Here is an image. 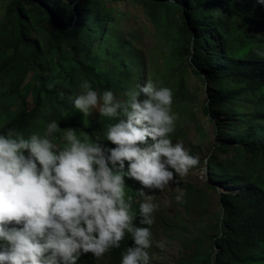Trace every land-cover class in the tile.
Listing matches in <instances>:
<instances>
[{"label": "trees", "instance_id": "obj_1", "mask_svg": "<svg viewBox=\"0 0 264 264\" xmlns=\"http://www.w3.org/2000/svg\"><path fill=\"white\" fill-rule=\"evenodd\" d=\"M122 1V0H110ZM160 25L169 46L158 86L173 93L172 112L189 116L187 70L207 86L204 113L214 125L215 149L206 162L207 180L219 193L222 208L208 249L192 264H264V3L260 0H138ZM120 13L106 0H9L0 19V134L15 128L25 137L53 120L58 136L66 129L88 134L114 148L106 128L126 117L88 125L74 108L88 81L102 95L127 97L145 78V56L134 41L118 35ZM164 21L161 24L160 21ZM144 83V84H145ZM33 103L28 107L27 97ZM139 99L146 97L141 94ZM179 113V114H178ZM147 143H153L149 138ZM128 163L125 161V171ZM126 193L139 225L142 185L125 177ZM144 190V189H143ZM147 194V189L144 190ZM12 225H9L11 227ZM202 240V236H201ZM130 234L100 258L82 253L76 264H120L133 246ZM6 242L0 241V252Z\"/></svg>", "mask_w": 264, "mask_h": 264}, {"label": "clouds", "instance_id": "obj_2", "mask_svg": "<svg viewBox=\"0 0 264 264\" xmlns=\"http://www.w3.org/2000/svg\"><path fill=\"white\" fill-rule=\"evenodd\" d=\"M81 88L73 104L84 116L96 110L112 120L126 117L106 128L104 139L115 147L73 129L64 130L62 145L55 143V120L43 135L25 137L15 128L0 134V241L6 242L0 264H76L82 253L100 258L118 248L126 233L134 243L120 264H149L152 232L137 226L124 178L142 185L138 223L151 226L159 205L143 189L163 190L200 163L170 138L178 119L170 88L148 80L127 91L124 102L110 90L98 94L88 81ZM175 199L184 202L182 189Z\"/></svg>", "mask_w": 264, "mask_h": 264}, {"label": "rangeland", "instance_id": "obj_3", "mask_svg": "<svg viewBox=\"0 0 264 264\" xmlns=\"http://www.w3.org/2000/svg\"><path fill=\"white\" fill-rule=\"evenodd\" d=\"M8 1L0 0V19ZM106 3L114 13L121 14L116 20L115 32L125 36L126 40L134 41L145 56V67L148 72L145 78L149 77L160 83L157 77L166 70L162 56L169 46L165 34L171 31L170 25L157 23L138 0L117 2L106 0ZM160 23L165 22L162 20ZM187 73L186 84L190 92L189 116L185 119V115L181 116L178 113L181 119L178 128L182 135L174 144L183 143L189 154L197 157L200 163L196 168L190 169L186 176H177V183L170 182L163 190L147 189V194L152 195L153 202L159 205L153 214L154 223L151 231L153 244L148 250L149 264H192L201 246L208 249L215 234L214 223L222 211L219 193L223 192V189L213 188L207 180L206 162L215 149L214 125L203 111L207 101V86L191 69H188ZM145 81L146 79H142L141 83L144 85ZM114 99L117 102L124 100L123 97ZM27 101L28 107L32 108L30 95ZM79 115L90 126L111 121L100 117L96 110L87 117L81 112ZM8 117L10 113L0 112V120ZM46 127L47 124L38 127V133L43 135ZM62 136L63 133L58 136L55 132L50 139L62 145L64 143ZM180 189L184 191L183 203L175 199Z\"/></svg>", "mask_w": 264, "mask_h": 264}]
</instances>
